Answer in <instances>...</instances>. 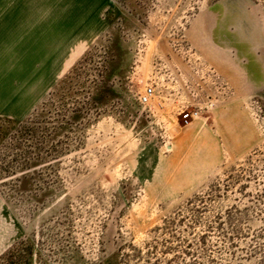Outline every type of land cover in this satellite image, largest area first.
Listing matches in <instances>:
<instances>
[{"label":"rangeland","instance_id":"1","mask_svg":"<svg viewBox=\"0 0 264 264\" xmlns=\"http://www.w3.org/2000/svg\"><path fill=\"white\" fill-rule=\"evenodd\" d=\"M20 240L264 264V0H0V255Z\"/></svg>","mask_w":264,"mask_h":264},{"label":"trees","instance_id":"2","mask_svg":"<svg viewBox=\"0 0 264 264\" xmlns=\"http://www.w3.org/2000/svg\"><path fill=\"white\" fill-rule=\"evenodd\" d=\"M37 117L34 120H28L23 122L18 132L22 135L25 133L30 138L35 136V123ZM33 245L29 240H20L10 248L6 249L0 255V264H32L33 263Z\"/></svg>","mask_w":264,"mask_h":264},{"label":"built area","instance_id":"3","mask_svg":"<svg viewBox=\"0 0 264 264\" xmlns=\"http://www.w3.org/2000/svg\"><path fill=\"white\" fill-rule=\"evenodd\" d=\"M153 93H154V90L152 87L146 88L145 91L139 96L140 102L143 104L148 103L151 96L153 95ZM211 105H212V103H211ZM198 115H199V109L196 108L190 112L184 113L183 119H184L185 123H188L190 120L198 117Z\"/></svg>","mask_w":264,"mask_h":264},{"label":"crops","instance_id":"4","mask_svg":"<svg viewBox=\"0 0 264 264\" xmlns=\"http://www.w3.org/2000/svg\"><path fill=\"white\" fill-rule=\"evenodd\" d=\"M221 63V62H220Z\"/></svg>","mask_w":264,"mask_h":264}]
</instances>
